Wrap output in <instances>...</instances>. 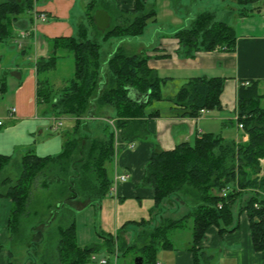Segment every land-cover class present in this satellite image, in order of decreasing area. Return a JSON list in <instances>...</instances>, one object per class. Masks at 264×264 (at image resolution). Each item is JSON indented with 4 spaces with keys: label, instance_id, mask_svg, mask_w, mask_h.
I'll use <instances>...</instances> for the list:
<instances>
[{
    "label": "trees",
    "instance_id": "1",
    "mask_svg": "<svg viewBox=\"0 0 264 264\" xmlns=\"http://www.w3.org/2000/svg\"><path fill=\"white\" fill-rule=\"evenodd\" d=\"M261 3L264 0H236L237 13L240 16L248 15L259 10ZM94 5L92 2L88 7L87 22L100 32L102 40L137 37L156 13L154 9H147L144 0H136L133 9L116 11V16L112 17L114 23L99 30L94 22ZM31 7L32 0L0 2V42L12 36L13 23ZM127 13L130 15L125 16ZM175 36L184 55L215 48L233 51L236 44L234 26L216 20L210 11L198 13L187 27L177 30ZM49 41L52 46L49 55L36 60V101L46 105L47 113L58 117H75L74 129L66 135L60 154L40 156L27 151L20 158L21 171L18 177L14 181L8 177L0 180L3 186L0 195L12 200L9 220L11 230L13 223L18 222L26 211L33 183L51 162H69L75 172L68 180L69 195L64 197L66 200L80 194L87 199H99L111 186L108 165L114 155L115 132L106 123L102 136H92L88 127L92 118L84 120L83 115L95 117L98 107L109 106L115 112V128L125 131L141 123L144 117L158 115L157 111L147 113L145 107L162 98L163 78L147 66L148 58L143 51L128 53L118 46L106 61L102 60L100 43L94 36L88 37L83 22L79 24L75 36L55 37ZM64 52H69L74 59L73 75L56 87L46 73L55 69ZM223 85L224 78L219 76H195L186 81L170 101L175 104L178 115L196 117L201 110L220 107ZM129 88L147 95L146 101L140 103L131 100ZM263 98L264 93H260L258 81H248V84L238 87L237 123H242L247 134L248 138L244 142L235 144L227 142L220 135L203 133L193 143L182 141L172 150L155 148L152 151L142 178V184L154 191L157 209L151 219L155 220L157 214L167 211V202H173L175 197L186 204L188 210L179 218L162 216L154 227L144 225L146 221L134 222L140 229L129 244L123 245V253L135 248L141 264H156L158 250L173 247L170 232L184 228L191 219L188 250L198 262L199 244L210 226L219 227L220 232L236 228H230L234 219L232 206L236 199L241 200L244 193L248 197L242 205L240 202L237 211H245L248 216L253 248L264 252V174L252 177L259 168V159L264 158ZM82 121L85 124L82 126L84 132L78 134ZM9 161V155L0 154V173ZM78 186L84 192H77L75 187ZM104 237L103 244L77 245L75 220L72 219L66 227H59L56 264L89 262L90 256L101 248L113 253L115 239Z\"/></svg>",
    "mask_w": 264,
    "mask_h": 264
},
{
    "label": "crops",
    "instance_id": "2",
    "mask_svg": "<svg viewBox=\"0 0 264 264\" xmlns=\"http://www.w3.org/2000/svg\"><path fill=\"white\" fill-rule=\"evenodd\" d=\"M92 2L95 4V11L103 9L108 13L110 24L116 16V11H130L134 8L136 0H32L30 10L22 13L12 26L11 37L19 40L17 47L12 48L7 41L0 42V71L3 73L0 79V94H4L3 100L10 101V105H6L4 121L0 118L2 122L0 154L9 155L10 160L15 154L22 156L23 151L25 153L33 151L40 156H56L62 151L65 137L69 132H64L61 136L51 134L57 131L54 129L56 118L62 120L68 117L75 119V117L55 116L47 113L46 105L37 103L36 60L49 55L52 48L49 40L55 37L75 36L81 22L86 24L88 37L97 34L86 17ZM144 2L147 9H154L156 13L148 20L143 33L138 36L136 53L143 51L148 58L147 66L163 78L162 98L152 101L145 107L147 113L157 111L158 115L144 117L141 123L125 131L114 127V155L110 164L112 184L101 198L80 200L78 195L63 201V205H67V209L73 214L72 219L75 220L77 245L103 244L104 236L115 239L113 264L118 263L121 256L119 251H122L123 245L129 244L135 233L139 231L137 222L146 221L144 225L154 227L160 219L159 214L156 215L155 220L151 219L157 209L153 197L154 191L151 187L142 184L145 166L152 151L155 148L172 150L182 141L193 143L203 133L220 135L226 141H239L241 137L242 140H246L244 130L237 126L238 87L245 82L255 80L259 82L260 93H264V3H261L260 9L255 11L257 14L252 12L240 16L237 7L231 4H226L218 10L220 16L231 14L234 17L236 44L233 51L215 48L210 51L198 50L193 55H184L175 32L187 27L198 13L214 12L205 6L197 11L194 10L191 14L182 13L178 7L187 6V2L183 0H144ZM185 9L187 10V7ZM40 13L47 16L46 21L40 18ZM129 15L125 14V16ZM124 40L133 43L129 37L120 39L123 42ZM124 49L128 53L133 52ZM114 50L108 51L105 61ZM195 76L224 78L220 107L204 110L196 117L180 116L170 98L186 81ZM128 96L131 100L140 103L145 102L147 98V95L134 88H129ZM12 107L15 108L13 112L10 111ZM100 108L101 111L106 110L108 115H113L115 118V112L111 107H98L96 111L98 112ZM98 118L100 117H93L90 123L94 137L98 135L93 121ZM48 119H52L53 122L50 123ZM231 128L234 130L233 133L230 131ZM129 142L133 147H128ZM120 175H125L126 179L115 180ZM11 208L12 200L0 195V264H11L9 259L14 257L9 245ZM173 208L180 209L182 206L176 204ZM238 216L240 221L233 230L220 232L219 227L210 226L199 247L220 248L221 236L224 239L231 238L230 241L234 240L235 244L225 249L220 257L222 264H264V252L253 248L246 212L241 211ZM125 224L127 226L123 228ZM233 226L235 225L231 224L230 228ZM241 227L243 231L240 230ZM102 257L106 258V256L100 258ZM106 259L108 261L106 264H110L109 258ZM159 263L162 262L157 261L156 264ZM194 263V256L188 250L175 256L172 264Z\"/></svg>",
    "mask_w": 264,
    "mask_h": 264
},
{
    "label": "rangeland",
    "instance_id": "3",
    "mask_svg": "<svg viewBox=\"0 0 264 264\" xmlns=\"http://www.w3.org/2000/svg\"><path fill=\"white\" fill-rule=\"evenodd\" d=\"M183 2H187V6H185L187 7V10L185 7L179 6L178 9H180L182 13L186 14L188 12V14H191L194 10L197 11L206 6L205 8L212 10L215 13V15L214 13L213 15L216 20L225 21L232 25L234 23V17L231 14L220 16L218 10L226 6V4H231L232 6L237 7L236 0H183ZM189 9L190 11H188ZM163 13L164 12H162L161 15H163ZM252 14L257 13L253 11ZM112 23H114V21L110 22V24ZM93 30L98 34L94 35V37L100 43L102 60H105L107 54L111 50L118 48V46L132 50L135 53L138 51V36L130 37V39L133 40V43L125 40L124 42L120 41L121 38L118 37L102 40L100 32L95 28H93ZM6 41L9 45H12V48H16L19 42L18 39L16 40L13 37L8 38ZM73 70L74 59L69 52H64L62 53V57L59 58L55 69L46 73V76H48L50 81L56 87H58L65 79H68L73 75ZM1 76H3V73L0 71V79ZM3 95L4 94H0V102H2L0 103L1 119H3L5 116L6 105H10V101L8 99L3 100ZM261 106L264 107V98L261 100ZM96 116L100 117L98 120L93 121L95 130H97L96 135L102 136L103 127L106 126V123L109 124L112 129H114L116 117L114 118L113 115H108L106 110L101 111V108L98 109ZM91 118L93 119V117L88 115L82 116V119L84 120H89ZM48 120L50 123L51 121L53 122L52 119ZM56 121H61L62 124L56 132L51 133L52 135L61 136L64 134V132H71L74 129V118L68 117L63 118L62 120L56 118ZM90 123H92V121ZM90 123L88 124L89 128ZM84 125L85 124L82 121L80 128L78 129V134H83L84 128H82V126L84 127ZM0 129H2V127ZM230 131L233 133L234 130L231 128ZM246 140H242L241 137L239 141L232 142L238 144ZM21 153L23 155L25 152L23 151ZM20 158V154H15L12 156L9 163L0 173V180L4 177H8L14 181L18 177L21 171ZM258 167L259 168L257 172L252 174V177L264 174V158L259 159ZM108 169H110V165H108ZM74 174L75 172L73 168H71L70 163L64 161L62 164L58 162H51L47 165L43 172L38 175L36 181L31 187L26 211L21 215L18 222L13 223V229H10L11 241L9 245L14 252L13 259H9L11 264H56L58 262L57 243L59 239V227H66L71 222L73 216L72 212L67 209V205H63V201L64 197L69 195V177L73 176ZM238 178H240V176ZM42 183H45V185H42ZM75 189L79 193H82L83 191L80 186H78V188L75 187ZM2 190L3 186L0 184V191ZM78 197L80 200L87 198L83 197L81 194ZM247 197L248 194L244 193L241 200L239 201L236 199L232 206L234 214V222L232 224L235 226H237L240 221L237 208L240 202L243 204ZM176 204H178V206L181 205L182 208H173ZM166 207L168 208L167 210H170L171 212L163 211L159 218L167 215L177 218L178 216L182 215L185 210H188V206L182 203L179 198L176 197L174 198L173 202H167ZM191 223L192 222L190 219L187 221L184 228L172 230L170 232L169 238L173 247L172 249H159L156 255V261H161L163 264H172L175 256L177 257L179 253L188 251L191 241ZM240 230L243 231L242 227ZM131 233L133 234L134 232L131 230ZM230 240L231 238L224 239V237L221 236L220 241L222 245L220 248L208 246L206 248L200 249L198 252V262H195L194 264H222L220 262V257L224 253L225 249L235 244L234 240ZM119 252V255L121 256L119 257L117 264L135 263V258L137 257V251L135 248L128 251L126 250L125 253L122 251ZM95 254L98 259L101 256H106V258H109L111 261L110 264H113L114 262V254L109 253L105 248H101L100 251L96 252ZM89 262L94 264L98 263L97 261L92 260Z\"/></svg>",
    "mask_w": 264,
    "mask_h": 264
},
{
    "label": "built area",
    "instance_id": "4",
    "mask_svg": "<svg viewBox=\"0 0 264 264\" xmlns=\"http://www.w3.org/2000/svg\"><path fill=\"white\" fill-rule=\"evenodd\" d=\"M39 16H40V18L43 20V21H46L47 20V16L45 15V14H43V13H40L39 14ZM246 84H248V82H245L244 83V85H246ZM10 111H15V108L14 107H12V108H10ZM204 110H201L200 112H203ZM2 124V122L0 121V125ZM61 121H57L56 122V124H55V126H54V129L55 130H57V129H59V127L61 126ZM237 126H238V128H240V129H243V125H242V123H237ZM128 145V147H133V144L132 143H128L127 144ZM126 179V176L125 175H120L119 177H116V179L115 180H121V181H123V180H125ZM223 195H225V193L223 192ZM220 206V205H219ZM90 259L92 260V261H97L98 262V264H106L107 263V259L104 257H102V258H97V256H96V254H92L91 256H90ZM159 264H163V263H159Z\"/></svg>",
    "mask_w": 264,
    "mask_h": 264
},
{
    "label": "water",
    "instance_id": "5",
    "mask_svg": "<svg viewBox=\"0 0 264 264\" xmlns=\"http://www.w3.org/2000/svg\"><path fill=\"white\" fill-rule=\"evenodd\" d=\"M94 21H95V25L98 29L104 30L107 28V26L109 24V15L105 10L97 9L94 13ZM135 263L141 264L142 263L141 258L136 257Z\"/></svg>",
    "mask_w": 264,
    "mask_h": 264
}]
</instances>
